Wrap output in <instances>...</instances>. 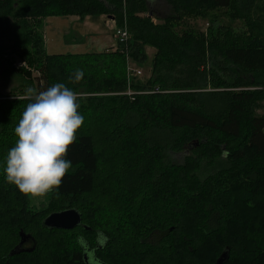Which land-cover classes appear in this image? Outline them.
I'll use <instances>...</instances> for the list:
<instances>
[{"label": "trees", "instance_id": "1", "mask_svg": "<svg viewBox=\"0 0 264 264\" xmlns=\"http://www.w3.org/2000/svg\"><path fill=\"white\" fill-rule=\"evenodd\" d=\"M149 1L0 0V36L21 28L11 49L27 64L18 68L22 84L0 94V163L30 102L20 98L26 87L65 83L81 93L84 118L67 151L72 170L54 188L76 200L68 207L79 211L81 225L52 237L72 229L45 227L47 213L30 220L28 195L0 175V251L8 250L0 264H86L83 246L103 264H117L126 248L137 256L134 264H215L225 251L221 264H264V114L257 113L264 99V0H163V16ZM213 8H224L245 30H175ZM66 15L110 17L114 32L124 27L128 38L115 49L48 53L44 20ZM147 46L154 48L149 75L128 79L127 57L142 65ZM74 66L84 73L75 83ZM96 134L116 150L106 179ZM185 149L181 162L170 159ZM20 229L36 246L7 257Z\"/></svg>", "mask_w": 264, "mask_h": 264}, {"label": "clouds", "instance_id": "2", "mask_svg": "<svg viewBox=\"0 0 264 264\" xmlns=\"http://www.w3.org/2000/svg\"><path fill=\"white\" fill-rule=\"evenodd\" d=\"M84 73L76 69L69 79L80 81ZM30 102L23 108L13 128L14 145L0 163V175L21 193L33 198L45 196L61 184L72 170L67 151L83 123L81 96L65 83L44 90L27 87Z\"/></svg>", "mask_w": 264, "mask_h": 264}, {"label": "rangeland", "instance_id": "3", "mask_svg": "<svg viewBox=\"0 0 264 264\" xmlns=\"http://www.w3.org/2000/svg\"><path fill=\"white\" fill-rule=\"evenodd\" d=\"M149 2L151 4L150 7L157 9L155 11H157L158 12L157 14H159L160 16H163L166 12L169 11V9H165L166 5L163 2V0H150ZM225 11L226 10L224 8H220V9L213 8L211 10L209 9V11L207 12L208 15L206 17H203V16H199V17H195V18L194 17H186L183 19V21H181L175 27V30L178 32H182L183 30H187V29H192L193 31H196V32L199 30L200 31H206L207 28L210 26H212V28L214 29L217 26L224 24V26H229L234 31H237V32L244 31L245 27L242 26V22L239 20L236 21V20L229 19L228 15L226 14ZM63 19H64L63 16H58V17L53 16V18H46V26L43 28V30L45 33V36H44L45 49L49 53H57V52L66 53V52L76 51V50L73 51V49H72L73 48L72 45H74L73 44L74 38H77L75 36L74 32H70V33L64 32L65 37L64 36L62 37V32L64 31V28L60 24L55 25L53 27L54 29H52V28L50 29V21H53V20L61 21ZM154 20L158 21V19H156V18ZM65 28H67V27L65 26ZM20 29L21 28H19V26H17L15 24L12 26V29L9 31L7 36H0V94H5V95L9 94L10 91L13 90V88L19 87V85L22 84V82H23V79H22V77L18 71V68L22 65H24L26 67L27 64H26V62H24L23 60L20 59V57L18 56V54L16 52H12L13 50L11 49L15 44V41L17 39V35L23 34L22 30H20ZM78 40H80V39H78ZM83 43H84V41H83ZM76 48H79V47L77 46ZM93 48L96 49V47H92L89 50L96 51ZM153 53H154V48L148 46L147 47L148 59L142 65H136L135 63H133L131 61L129 63V61L126 59V63L133 70H136V71L139 70L141 72L140 74H136L137 77L142 78V79L147 78V76L149 75V69H150L151 58L153 56ZM76 69H79V68L74 66L73 72ZM126 70H127V67H126ZM31 72H32L33 77L38 76V72L36 70L33 69V70H31ZM85 82L87 83L88 86L91 84V81L89 82L88 80H85ZM80 94L81 93H79L78 95H80ZM25 97H26L25 95L20 96V98H25ZM262 103H263V106L261 108L257 109L258 114H264V99H263ZM96 135H97V138H96L97 146L99 147L102 155H104V157L100 156V158H98L97 163L99 164V167L101 169H103V170H101V172H102L103 177L106 179L104 173H106V171L110 172V169L112 167L111 163L113 164V162H114V161H112L113 160L112 156L116 157L114 155L116 150L114 151L113 145L111 142H110L111 144L109 145L110 139L107 140L108 141L107 142L105 138L99 137V136H101L100 134H96ZM189 151H190V149H185V150H181L179 152H176L174 154H171L170 159L175 161V162H181L183 160L184 154L188 153ZM109 152H111V153H109ZM107 174H109V173H107ZM103 177H100L99 181H102L104 179ZM105 182H106V180H105ZM104 186H106V185L101 183V187H104ZM54 191H55V189L48 192L45 196L40 197V198H33L30 195H28V197H29L28 206L32 210L30 220L34 221L35 219H39V218L43 217L46 213L47 214L45 216H47L51 212L60 211L61 209H67V208H69L68 207L69 205L74 204L76 202V200H69L68 197H65L62 195H57ZM248 206L250 208H252V210L255 209V207H253L251 205H248ZM258 210H259V207L256 204V209L254 212L257 213ZM248 211L252 212L250 210H248ZM33 213H35L37 215L35 216ZM84 222L90 224L87 220H85ZM75 231H76L75 229H72V231H69L66 233L56 232L52 235V237H55V236L57 237L58 235H63V234L64 235L68 234V236H69L72 233H76ZM88 235H91V234H88ZM16 240H17V236H16ZM16 240L14 241L15 243H17V241H18V240L17 241ZM7 242H8V239H6L5 244H7ZM126 243H128V242H126ZM129 249L126 248L125 252L124 251L120 252V250H119V253H117V262H116L117 264H134L136 262L137 256L135 258L132 257L133 255L131 254V251ZM7 251L8 250H5V251L2 250V251H0V254L3 253L5 255H7V253H8Z\"/></svg>", "mask_w": 264, "mask_h": 264}, {"label": "crops", "instance_id": "4", "mask_svg": "<svg viewBox=\"0 0 264 264\" xmlns=\"http://www.w3.org/2000/svg\"><path fill=\"white\" fill-rule=\"evenodd\" d=\"M165 7L167 8V6ZM55 17H58V16H55ZM63 17L64 19L61 21L59 20L50 21V29L51 28L54 29L53 27L55 25L60 24L64 28V31L62 32V37L64 36V32L65 33L74 32L77 38H74V41H73L74 45H72L73 47L72 49L73 51L74 50L76 51L66 52V53H85V52L89 53V52H93V50H89L92 47H96V49L93 48L94 50H96L94 52H99V51H103L105 49H110V48L115 49L118 40L114 34L115 24L112 18L110 17L107 18V16H103V15L86 16L83 19L79 18L76 15H66ZM46 18H53V17H46ZM46 18L44 20V27L46 26ZM65 26L67 28H65ZM44 36H45V33H44ZM77 46L79 48H76ZM147 47H146V51H147ZM57 53L62 54V52H57ZM51 54H54V53H51ZM127 60L130 63V59L128 57H127Z\"/></svg>", "mask_w": 264, "mask_h": 264}, {"label": "water", "instance_id": "5", "mask_svg": "<svg viewBox=\"0 0 264 264\" xmlns=\"http://www.w3.org/2000/svg\"><path fill=\"white\" fill-rule=\"evenodd\" d=\"M43 225L47 228H55V229H65V230H71L75 228L78 225H81V215L79 211H77L75 208H67L63 209L61 211H56L48 214L43 219ZM84 228H88L84 225ZM19 235V243L17 246L14 247L9 252V256L18 254L22 251H32L34 246L31 248H18L20 247L28 238L31 237L30 234L24 232L22 229L18 232ZM227 257V252H222V254L219 256V258L216 261V264H221L224 258Z\"/></svg>", "mask_w": 264, "mask_h": 264}, {"label": "flooded vegetation", "instance_id": "6", "mask_svg": "<svg viewBox=\"0 0 264 264\" xmlns=\"http://www.w3.org/2000/svg\"><path fill=\"white\" fill-rule=\"evenodd\" d=\"M74 229V228H73ZM29 234V233H28ZM20 239V238H19ZM101 239H96V243L97 246H100L101 244ZM35 248L36 246V240L35 238L31 235L30 238H28L23 244H22V248L26 249V248H31L33 247ZM33 248V249H34ZM23 253L24 252H31V251H22ZM21 253V252H19ZM18 253V254H19ZM17 255V254H15ZM14 256V255H13ZM0 257L1 259L3 260V262L7 263V259H5V255L4 254H0ZM7 257H12V256H7ZM82 259L83 261L86 263V264H103L101 261L97 260L95 255H94V252L92 249H88V246H83L82 247Z\"/></svg>", "mask_w": 264, "mask_h": 264}, {"label": "built area", "instance_id": "7", "mask_svg": "<svg viewBox=\"0 0 264 264\" xmlns=\"http://www.w3.org/2000/svg\"><path fill=\"white\" fill-rule=\"evenodd\" d=\"M115 36L117 37V40L119 43H125L127 38H128V33L124 27H118L115 29L114 32ZM128 65L127 66V77L130 79L132 75L140 74L141 72L139 70H133L132 68ZM126 93H130L131 91L128 89Z\"/></svg>", "mask_w": 264, "mask_h": 264}]
</instances>
